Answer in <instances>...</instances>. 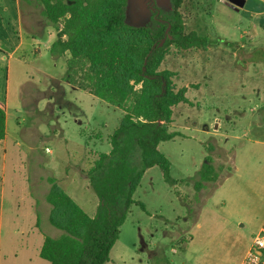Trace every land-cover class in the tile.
Wrapping results in <instances>:
<instances>
[{
	"label": "rangeland",
	"instance_id": "rangeland-1",
	"mask_svg": "<svg viewBox=\"0 0 264 264\" xmlns=\"http://www.w3.org/2000/svg\"><path fill=\"white\" fill-rule=\"evenodd\" d=\"M19 1L20 22L17 0H0V43L14 49L24 42L13 58L0 52V95L6 97L1 100L8 112V136L0 151L5 200L0 251L2 264H49L29 244L36 243L31 194L42 213L40 241L43 234L61 233L49 222L51 207L44 203L48 176L57 177L95 216L99 199L89 163L111 151L122 113L64 81L63 93L53 96L54 79H63L67 57L51 52L56 30L43 17L42 6ZM262 1L246 0L238 10L226 0L185 1L181 12L187 32L208 41L187 50L169 47L160 68L173 73L177 88L188 89V102L175 106L170 125L177 136L158 145L171 163L172 180L158 166L145 170L106 264H240L262 229L264 19L251 22L246 11ZM152 14L129 8V23L151 25ZM208 158L217 180L197 192L199 171ZM129 163L135 171L142 168L139 149L129 155ZM123 203L120 196L118 205ZM16 216L23 226L17 230L11 225Z\"/></svg>",
	"mask_w": 264,
	"mask_h": 264
},
{
	"label": "trees",
	"instance_id": "trees-1",
	"mask_svg": "<svg viewBox=\"0 0 264 264\" xmlns=\"http://www.w3.org/2000/svg\"><path fill=\"white\" fill-rule=\"evenodd\" d=\"M26 1L41 5L43 17L56 30L51 52L67 57L63 81L122 113L111 136V151L96 153L98 158L89 163L88 176L99 199L95 216L55 176L48 177L49 222L62 234L56 238L44 235L39 255L50 264H106L145 170L158 166L164 178L172 180L171 163L158 145L177 136L170 125L175 106L188 102V89L177 88L173 73L160 69L167 50L171 46L178 50L201 47L208 38L187 32L181 12L186 0H171L170 10L156 7L152 24L141 27L128 24L127 0ZM5 136L6 112L0 106V141ZM134 149L141 156L138 171L129 163ZM199 178L197 192L205 182L217 180L210 158L200 168ZM120 196H124L123 206L118 205Z\"/></svg>",
	"mask_w": 264,
	"mask_h": 264
},
{
	"label": "crops",
	"instance_id": "crops-1",
	"mask_svg": "<svg viewBox=\"0 0 264 264\" xmlns=\"http://www.w3.org/2000/svg\"><path fill=\"white\" fill-rule=\"evenodd\" d=\"M27 3H28V1H27ZM32 3H33V1H32ZM17 4H18V11H19V19L21 18V16H22V12H21V5H20V1L19 0H17ZM28 4H31L30 2L28 3ZM29 7H31V6H29ZM27 10H29L28 8H27ZM247 11V13L248 14H251V16H252V20H251V22H253V20H255V19H258V18H260V19H264V2L262 1V2H258L256 5H254V6H252L251 8H249V9H247L246 10ZM36 18H38V15L37 16H35ZM22 19V18H21ZM21 19L19 20V22L21 21ZM23 44H24V42H23V40H20V42L17 44V46H15V48L14 49H11V48H8L7 46H5L4 44H2V43H0V52L2 53V54H7V53H9V55H10V57H12L13 58V56H14V54L23 46ZM1 59L2 60H4V57H1ZM55 80V84H56V86H55V90H52V94H53V96H55L56 97V93L57 92H62V82H63V79H54ZM65 82V81H64ZM70 85V84H69ZM71 86V85H70ZM73 87V86H72ZM63 93V92H62ZM4 99V100H6V97L5 98H2V96L0 95V106L3 108V109H5V112H6V136H5V139H3V140H1L0 141V151L2 150L1 149V146H2V144L5 142V140H6V138H7V136H8V112H7V109H6V107L2 104V100ZM46 150V149H45ZM50 150V149H49ZM51 151V150H50ZM107 154H108V152H107ZM92 155H94V154H92ZM49 177V176H48ZM48 177H47V179H48ZM57 178V177H56ZM58 179V178H57ZM48 181V180H47ZM49 183V182H48ZM67 192V191H66ZM48 193V192H47ZM31 194V193H30ZM69 194V193H68ZM32 195V204H33V208H34V213H35V222H33V224L31 225V230H32V233H33V237H34V240H35V244H33V243H29L30 244V246L31 247H35L36 248V251H37V253L38 254H40V249H41V246H42V243H43V240H44V235L45 234H43V237L41 238V241H40V236H39V234H41V233H43V232H41L40 231V216H41V212L38 210V208L36 207V199H35V197H34V195L33 194H31ZM46 195L47 194H45V196H44V203H45V200L47 201V199H46ZM4 196H3V194L1 193L0 194V217H1V220H0V228H2L3 226H4V211H3V206H4ZM46 204V203H45ZM50 207H51V205H50ZM50 211H51V208H50V210L48 211V213H49V215H50ZM44 215H47V213H45ZM18 216H16V218H15V220H17L16 222L15 221H11L12 223H11V225H14L15 226V228H16V230L19 228V229H21L23 226H22V224H18V218H17ZM15 230V231H16ZM61 231V230H60ZM35 234H37V237L35 236ZM62 234V231H61V233L60 234H57V236L56 237H59L60 235ZM52 237V236H51ZM56 237H54V238H56ZM33 240V239H32ZM250 249V245H249V247L247 248V251H246V253L248 252V250ZM246 253H245V255H246ZM39 257H40V255H39ZM245 257V256H244ZM4 255H2L1 254V251H0V264H2V262H3V260H4ZM41 258V257H40ZM42 259V258H41ZM244 259V258H243ZM42 260H44V259H42ZM48 262V261H47ZM242 262H243V260H242ZM242 262L240 263V264H242ZM49 264H50V262H48ZM37 264H45V263H43L42 261H38L37 262Z\"/></svg>",
	"mask_w": 264,
	"mask_h": 264
},
{
	"label": "water",
	"instance_id": "water-1",
	"mask_svg": "<svg viewBox=\"0 0 264 264\" xmlns=\"http://www.w3.org/2000/svg\"><path fill=\"white\" fill-rule=\"evenodd\" d=\"M227 4L235 9L238 10L245 6L246 0H226ZM149 3L152 4L151 7H149ZM157 5L161 9H171V0H127V7H126V15L128 24L135 27H141L142 25L139 24H130L129 18H128V9L131 8L132 13L136 14H144L147 13L151 16L152 12L155 10L154 6ZM159 13V12H158ZM168 32V30H167ZM166 38H164L160 46H162L165 42Z\"/></svg>",
	"mask_w": 264,
	"mask_h": 264
},
{
	"label": "built area",
	"instance_id": "built-area-1",
	"mask_svg": "<svg viewBox=\"0 0 264 264\" xmlns=\"http://www.w3.org/2000/svg\"><path fill=\"white\" fill-rule=\"evenodd\" d=\"M46 152H50L49 148H46ZM242 264H264V225L254 238Z\"/></svg>",
	"mask_w": 264,
	"mask_h": 264
},
{
	"label": "flooded vegetation",
	"instance_id": "flooded-vegetation-1",
	"mask_svg": "<svg viewBox=\"0 0 264 264\" xmlns=\"http://www.w3.org/2000/svg\"><path fill=\"white\" fill-rule=\"evenodd\" d=\"M151 6H152V4L149 3V7H151ZM154 9L156 10V5L154 6ZM155 10H154V11H155ZM154 11H153V12H154ZM157 14H158V12H157Z\"/></svg>",
	"mask_w": 264,
	"mask_h": 264
}]
</instances>
